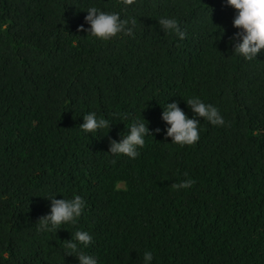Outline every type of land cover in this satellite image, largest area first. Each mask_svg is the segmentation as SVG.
<instances>
[{
	"label": "trees",
	"instance_id": "1",
	"mask_svg": "<svg viewBox=\"0 0 264 264\" xmlns=\"http://www.w3.org/2000/svg\"><path fill=\"white\" fill-rule=\"evenodd\" d=\"M93 6L135 20L133 34L88 35ZM235 14L226 0H0V264H80L66 254L77 231L98 264H147L145 251L152 264H264V50L233 53ZM193 97L225 124L198 118L200 139L173 144L163 108L191 118ZM92 112L110 127L82 132ZM137 120L139 156L109 153ZM76 195L75 223L38 231L52 197Z\"/></svg>",
	"mask_w": 264,
	"mask_h": 264
},
{
	"label": "clouds",
	"instance_id": "2",
	"mask_svg": "<svg viewBox=\"0 0 264 264\" xmlns=\"http://www.w3.org/2000/svg\"><path fill=\"white\" fill-rule=\"evenodd\" d=\"M121 2L124 6H131L136 0H121ZM226 4L236 10L233 26L238 31L232 38L233 53L246 61L257 60V56L264 50V0H226ZM86 12L85 22L90 25L87 32L91 37L108 41L121 33L133 34V28L128 25L131 24L134 27L135 20L122 19L119 13L101 11L94 6L88 8ZM158 23L164 33H174L181 40L185 38V33L176 19L164 17L159 19ZM80 30L84 31L83 25ZM186 103L194 113L191 118L175 102L168 103L167 107L163 108L162 119L170 126L166 129V135L172 138L171 143L180 146L194 145L200 139V119L198 118H203L215 126L225 124L219 110L210 104H205L198 97L189 98ZM83 119L84 123L80 125V128L86 134H93L110 127L109 121L105 118H98L95 112L85 115ZM146 124L140 120L132 123L128 134L122 136L121 142H111L109 153L126 155L131 159L137 158L138 149L144 146L145 137L149 133ZM192 183V180H187L174 187L177 190L187 189ZM51 199L50 214L39 220L38 231L52 232L59 230L61 225L75 223L85 207V201L79 195L72 199H55L54 197ZM91 241L92 237L88 232H75L74 239L72 238L66 245V248L71 251L66 254L76 255L80 264H98L94 256L80 251L81 247H86ZM143 260L147 264H152L153 253L145 251Z\"/></svg>",
	"mask_w": 264,
	"mask_h": 264
}]
</instances>
